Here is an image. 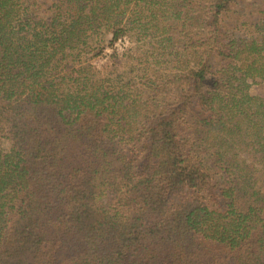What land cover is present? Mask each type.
I'll return each instance as SVG.
<instances>
[{"label": "trees", "instance_id": "16d2710c", "mask_svg": "<svg viewBox=\"0 0 264 264\" xmlns=\"http://www.w3.org/2000/svg\"><path fill=\"white\" fill-rule=\"evenodd\" d=\"M243 5L0 0V264H264V0Z\"/></svg>", "mask_w": 264, "mask_h": 264}, {"label": "rangeland", "instance_id": "374dc122", "mask_svg": "<svg viewBox=\"0 0 264 264\" xmlns=\"http://www.w3.org/2000/svg\"><path fill=\"white\" fill-rule=\"evenodd\" d=\"M253 2V0H244V5L243 6H246V5H249ZM113 53V50L111 49H107L105 51V56L104 57H101L99 59V62L100 63H106V60L108 59V57H110V55ZM254 92L255 93H261V94H264V83H260L259 86H257L255 89H254ZM10 148V143L8 141H2L0 142V150H9Z\"/></svg>", "mask_w": 264, "mask_h": 264}]
</instances>
